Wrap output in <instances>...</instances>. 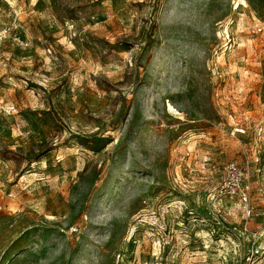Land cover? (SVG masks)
Instances as JSON below:
<instances>
[{"label": "rangeland", "instance_id": "obj_1", "mask_svg": "<svg viewBox=\"0 0 264 264\" xmlns=\"http://www.w3.org/2000/svg\"><path fill=\"white\" fill-rule=\"evenodd\" d=\"M252 247L264 264V0H0V264Z\"/></svg>", "mask_w": 264, "mask_h": 264}, {"label": "built area", "instance_id": "obj_2", "mask_svg": "<svg viewBox=\"0 0 264 264\" xmlns=\"http://www.w3.org/2000/svg\"><path fill=\"white\" fill-rule=\"evenodd\" d=\"M234 170V168H233ZM248 189L240 194V201L243 205L245 211V217L250 218L252 216V208L250 207L249 198L247 196ZM244 232H247L246 227H244ZM256 234H252V237H255ZM261 255V251L257 247H252L249 249L247 256L245 257L243 264H254L256 258Z\"/></svg>", "mask_w": 264, "mask_h": 264}, {"label": "bare ground", "instance_id": "obj_3", "mask_svg": "<svg viewBox=\"0 0 264 264\" xmlns=\"http://www.w3.org/2000/svg\"><path fill=\"white\" fill-rule=\"evenodd\" d=\"M227 28V27H226ZM227 33V32H226ZM227 36V35H226Z\"/></svg>", "mask_w": 264, "mask_h": 264}]
</instances>
